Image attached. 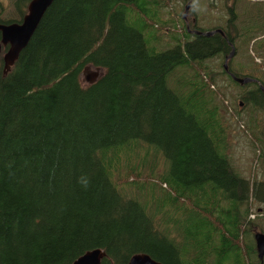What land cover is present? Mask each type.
I'll use <instances>...</instances> for the list:
<instances>
[{
    "label": "trees",
    "instance_id": "trees-1",
    "mask_svg": "<svg viewBox=\"0 0 264 264\" xmlns=\"http://www.w3.org/2000/svg\"><path fill=\"white\" fill-rule=\"evenodd\" d=\"M31 1L0 0V23H21ZM171 1L54 0L6 73L2 49L0 264H72L95 249L100 264H264L251 207L264 182L233 165L217 78L256 80L242 94L254 127L264 68L237 72L229 58L215 71L238 53L237 15L206 36ZM246 30L249 46L264 35ZM254 48L264 65V40ZM87 67L102 75L83 86Z\"/></svg>",
    "mask_w": 264,
    "mask_h": 264
},
{
    "label": "rangeland",
    "instance_id": "rangeland-1",
    "mask_svg": "<svg viewBox=\"0 0 264 264\" xmlns=\"http://www.w3.org/2000/svg\"><path fill=\"white\" fill-rule=\"evenodd\" d=\"M231 2L232 0H196L194 1L195 5L190 6L185 12V6L188 2L184 5L177 0L176 2H172L170 12H179L186 23L191 22L192 17L195 15L197 16L199 25L204 29H223L225 27L226 29H230L231 23L227 9L228 7L231 8ZM4 4L8 6L9 3L5 1ZM233 12L237 15L235 29L237 30L236 36H238L240 40L238 43V53H235L230 58L233 60L232 68L237 72L244 71L245 69L247 73L250 70L261 69V67L264 68V65L259 64L262 58H254L255 45L259 44L260 41L264 39L258 40V38H256L251 41L249 46V32L246 30L252 28V30L255 29L260 32L264 31V0H236ZM167 17V15L164 16L165 19H167ZM241 30H244V34ZM250 34L253 33L250 32ZM252 58L256 61L255 64ZM225 63H227L225 60L218 61L214 62L212 66L215 68V71L217 70L220 72V67L224 66ZM240 73L242 74V72ZM101 75V70L87 67L81 75V83L83 86L89 85ZM263 76L264 72H256L254 74L256 78H261ZM217 78L220 81L221 90L226 94V103L229 106L231 116H234L233 118L231 117V121L229 122L230 129L232 130L229 139L233 165L237 172L242 177L249 179L251 183L254 180L264 182V154L260 158L257 157L259 152H261L260 146L256 148V150L251 147V144L255 142V138H258L264 143V116L259 111L255 112L254 116L256 117V123H254V127L249 124L248 117L250 116V105L248 101H245V98L242 97V94L249 90L250 85H247L249 82L243 85L237 83L241 86V88H239L229 83L227 78L220 76V74ZM262 148L264 149V146H262ZM251 207L253 214L256 215L255 212L257 213L254 221L256 220L255 222L261 224L260 227L264 229V205L253 202ZM257 210L259 211L257 212ZM253 232L257 233L261 231L255 229Z\"/></svg>",
    "mask_w": 264,
    "mask_h": 264
},
{
    "label": "water",
    "instance_id": "water-1",
    "mask_svg": "<svg viewBox=\"0 0 264 264\" xmlns=\"http://www.w3.org/2000/svg\"><path fill=\"white\" fill-rule=\"evenodd\" d=\"M54 0H32L27 6V13L22 18L21 23L13 24H1L0 23V53L2 47H7L6 52L2 56L4 73L10 70L11 66L18 59L22 50H24L29 41L31 40L34 32L36 31L42 17L47 9L51 6ZM192 0H190L185 6V12L190 7ZM203 35H210V32L202 33ZM233 54V52H232ZM232 54L228 58L232 57ZM224 69H227L226 63ZM232 79L243 85L244 83L252 81L249 78H236L232 76ZM254 242L259 260L264 257V233L257 232L254 234ZM105 253L100 249H95L86 252L79 258H77L72 264H100L104 258ZM126 264H160L151 259L146 254L133 255Z\"/></svg>",
    "mask_w": 264,
    "mask_h": 264
},
{
    "label": "flooded vegetation",
    "instance_id": "flooded-vegetation-1",
    "mask_svg": "<svg viewBox=\"0 0 264 264\" xmlns=\"http://www.w3.org/2000/svg\"><path fill=\"white\" fill-rule=\"evenodd\" d=\"M235 2H236V0H232V2H231V8L230 7H228V9H227V13H228V16H229V18L231 17V16H235V13L233 12V9H235ZM219 29H221V28H219ZM224 30H226V27L224 28ZM228 30V29H227ZM211 34L210 35H213V34H215V33H220V35H222V36H224V32H223V30L221 31V30H218V29H216V30H212V31H209ZM264 38V35L263 36H260V37H258V40H261V39H263ZM3 48H6V47H2L1 48V51H2V49ZM232 52H233V50L231 51V53L228 55V56H230L231 54H232ZM235 54V52H233V54H232V56ZM227 56V57H228ZM231 58V57H230ZM227 60H229V58L227 59ZM259 64H261V63H259ZM252 80V79H251ZM254 82H256V80H252V81H250L249 83H254ZM255 84H259V82H258V80H257V83H255ZM260 87V89L262 90V92L264 93V88L260 85L259 86ZM258 105H262V100H259L258 101ZM260 153V152H259ZM255 234V233H254ZM255 243V242H254ZM255 249H256V247H255ZM256 253H257V251H256ZM257 258H258V256H257ZM263 259H264V257H263ZM263 259L262 260H260V261H263Z\"/></svg>",
    "mask_w": 264,
    "mask_h": 264
},
{
    "label": "built area",
    "instance_id": "built-area-1",
    "mask_svg": "<svg viewBox=\"0 0 264 264\" xmlns=\"http://www.w3.org/2000/svg\"><path fill=\"white\" fill-rule=\"evenodd\" d=\"M254 216H251V218H253Z\"/></svg>",
    "mask_w": 264,
    "mask_h": 264
},
{
    "label": "bare ground",
    "instance_id": "bare-ground-1",
    "mask_svg": "<svg viewBox=\"0 0 264 264\" xmlns=\"http://www.w3.org/2000/svg\"><path fill=\"white\" fill-rule=\"evenodd\" d=\"M226 62V61H225ZM176 184V183H175ZM231 248V247H230Z\"/></svg>",
    "mask_w": 264,
    "mask_h": 264
}]
</instances>
